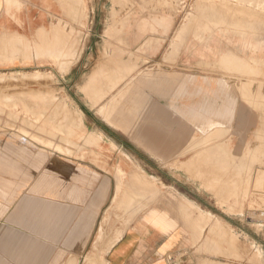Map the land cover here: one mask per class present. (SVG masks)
I'll return each instance as SVG.
<instances>
[{
    "label": "rangeland",
    "instance_id": "374dc122",
    "mask_svg": "<svg viewBox=\"0 0 264 264\" xmlns=\"http://www.w3.org/2000/svg\"><path fill=\"white\" fill-rule=\"evenodd\" d=\"M62 1L61 15L56 17L59 28L36 34V42H25V58L18 63L11 60L8 69L0 72V137L44 149L57 145L58 151L63 152L64 144L83 143L79 132L83 117L74 104H82V93L84 97H91L92 90L81 89V81L87 75L89 80L98 76L95 85L101 91L121 87L122 97L123 88L128 87L126 83L137 71L144 74L152 68L178 72L187 69L185 73L201 70L205 76L211 70L218 84V106L216 111L213 107L209 109L206 97H202L200 129L213 131L194 142L192 150L186 153L184 167L179 170L152 168V171L165 184L175 182L173 177L178 178V172L181 176L184 173V185H167L171 197L184 192L187 199L194 198L200 207L198 264H264V181L261 180L264 156L256 154L254 139L259 127H264V106L262 109L259 104L264 102V0H202L203 3L201 0H69V9ZM65 19L71 24H65ZM136 35L166 39L134 40ZM212 81L209 77L202 79V93L204 86H213ZM221 94L226 96L225 100L221 99L224 104L219 103ZM203 114L215 115V120L205 119ZM250 150L257 155L258 164L251 160L253 163L250 161L251 167L245 168L246 171L242 163L249 159L247 151ZM236 168L239 169L235 171ZM104 254H107L105 250L101 262H105ZM177 254L182 256L184 264L195 262L183 251Z\"/></svg>",
    "mask_w": 264,
    "mask_h": 264
},
{
    "label": "crops",
    "instance_id": "0c3cea01",
    "mask_svg": "<svg viewBox=\"0 0 264 264\" xmlns=\"http://www.w3.org/2000/svg\"><path fill=\"white\" fill-rule=\"evenodd\" d=\"M58 1L0 0V72L25 58V42L57 26ZM185 70L137 71L122 97L121 87L101 91L98 76L87 75L81 89L91 97L74 104L83 143L63 152L0 137V264H169L182 251L198 264L200 207L184 192L171 197L167 185H184V173L165 184L152 171L184 167L194 142L213 131L200 129L201 102L216 111V77ZM206 77L213 86L202 93Z\"/></svg>",
    "mask_w": 264,
    "mask_h": 264
},
{
    "label": "bare ground",
    "instance_id": "6f19581e",
    "mask_svg": "<svg viewBox=\"0 0 264 264\" xmlns=\"http://www.w3.org/2000/svg\"><path fill=\"white\" fill-rule=\"evenodd\" d=\"M68 1H69V0H68ZM72 1H73V0H72ZM72 1H70V2H72ZM201 1H202V0H201ZM249 1H250V0H249ZM64 3H65V2H64ZM66 3H67V2H66ZM202 3H203V1H202ZM226 3H227V2H226ZM226 3H225V5H227ZM228 3H229V2H228ZM143 4H144V3H143ZM72 5H73V4H72ZM206 5H207V4H206ZM218 5H219V4H218ZM228 5H229V4H228ZM69 6H71V5H69ZM196 6H197V5H196ZM216 6H217V5H216ZM67 7H68V6H67ZM198 7H199V6H198ZM200 7H201V6H200ZM219 7H220V6H219ZM224 7H225V6H224ZM234 7H235V6H234ZM234 7H233V8H234ZM240 7H241V6H240ZM253 7H254V6H253ZM72 8H73V7H72ZM72 8H70V9H72ZM202 8H203V7H202ZM216 8H217V7H216ZM222 8H223V7H222ZM225 8H226V7H225ZM236 8H237V7H236ZM242 8H243V7H242ZM68 9H69V7H68ZM199 9H201V8H199ZM205 9H206V8H205ZM229 9H230V8H229ZM230 10H231V9H230ZM232 10H233V9H232ZM243 10H244V9H243ZM247 10H248V8H247ZM252 10L254 11V9H252ZM67 11H69V10H67ZM207 11H208V10H207ZM241 11H242V10H241ZM208 12H209V11H208ZM216 12H217V11H216ZM219 12H220V11H219ZM224 12H225V11H224ZM230 12H231V11H230ZM230 12H229V13H230ZM236 12H237V11H236ZM236 12H235V13H236ZM244 12H245V11H244ZM246 12H247V11H246ZM74 13H75V12H74ZM78 13H79V12H78ZM201 13H203V12L201 11ZM201 13H200V14H201ZM205 13H206V12H205ZM222 13H223V12H222ZM232 13H233V12H232ZM239 13H240V12H239ZM249 13H250V12H249ZM254 13H255V15H256V12H254ZM212 14H213V13H212ZM215 14H216V13H215ZM219 14H220V13H219ZM223 14H224V13H223ZM225 14H226V13H225ZM227 14H228V13H227ZM241 14H242V13H240V15H241ZM250 14H251V13H250ZM250 14H249V15H250ZM65 15H66V14H65ZM67 15L69 16V14H67ZM208 15H209V13H208ZM217 15H218V13H217ZM228 15H229V14H228ZM230 15H231V13H230ZM232 15H234V14H232ZM244 15H245V14H244ZM249 15H248V16H249ZM75 16H76V15H75ZM75 16H74V17H75ZM210 16H211V15H210ZM212 16H214V14H213ZM218 16H219V15H218ZM226 16H227V15H226ZM253 16H254V15H253ZM228 17H229V16H228ZM208 18H209V17H208ZM208 18H207V19H208ZM217 18L219 19V17H217ZM241 18H242V20L244 19L242 16H241ZM250 18H251V16H250ZM250 18H249V19H250ZM258 18H260V17H258ZM72 19H74V18H72ZM213 19H214V18H213ZM252 19H253V18H252ZM191 20H192V19H191ZM231 20H233V18H232ZM253 20H254V19H253ZM256 20H257V19H256ZM73 21H74V20H73ZM76 21H77V20H76ZM194 21H195V20H194ZM258 21H259V20H258ZM261 21H262V20H261ZM263 21H264V20H263ZM263 21H262V22H263ZM215 22H216V21H215ZM219 22H220V21H219ZM226 22H228V21H226ZM244 22H245V21H244ZM251 22H252V21H251ZM256 22H257V21H256ZM58 23H59V22H58ZM200 23H202V22H200ZM220 23H221V22H220ZM247 23H248V22H247ZM254 23H255V22H254ZM259 23H260V22H259ZM195 24H196V23H195ZM222 24H223V23H222ZM260 24H261V23H260ZM229 25H230V24H229ZM254 25H255V24H254ZM197 26H198V25H197ZM197 26H196V27H197ZM249 26H250V24H249ZM249 26H248V27H249ZM251 26H252V25H251ZM255 26H256V25H255ZM55 27H58V28H59V25H58V26L55 25ZM63 27H64V26H63ZM237 27H238V26H237ZM253 27H254V26H253ZM61 28H62V27H61ZM217 28H218V27H217ZM262 28H263V27H262ZM196 29H197V28H196ZM241 29H242V28H241ZM243 29H244V28H243ZM260 29H261V28H260ZM41 30H42V29H41ZM230 30H231V29H230ZM233 30H234V29H233ZM233 30H232V31H233ZM237 30H238V29H237ZM246 30H247V29H246ZM248 30H249V29H248ZM250 30H253V29H250ZM254 30H255V29H254ZM62 31H63V30H62ZM68 31H69V30H68ZM109 31H110V30H109ZM113 31H114V30H113ZM239 31H240V30H239ZM193 32H194V30H193ZM259 32H260V31H259ZM263 32H264V31H263ZM51 33H52V32H51ZM58 33H59V32H58ZM242 33H243V32H242ZM251 33H252V32H251ZM55 34H56V33H55ZM196 34H197V33H196ZM60 35H61V34H60ZM178 35H179V34H178ZM210 35H211V34H210ZM242 35H243V34H242ZM183 36H184V35H183ZM257 36H258V35H257ZM20 37H21V36H20ZM20 37H19V38H20ZM258 37H259V36H258ZM15 38H16V37H15ZM53 38H54V37H53ZM254 38H255V37H254ZM262 38H263V37H262ZM20 39H21V38H20ZM50 39H51V38H50ZM56 39H57V38H56ZM66 39H67V38H66ZM194 39H195V38H194ZM260 39H261V38H260ZM3 40H4V39H3ZM7 40H8V39H7ZM10 40L12 41V38H11ZM48 40H49V39H48ZM67 40H68V39H67ZM22 41H24V40H22ZM51 41H52V40H51ZM202 41H203V40H202ZM7 42H8V41H7ZM7 42H6V43H7ZM67 42H68V41H67ZM0 43H1V42H0ZM4 43H5V42H4ZM19 43H20V42H19ZM61 43H62V42H61ZM9 44H10V41H9ZM9 44H8V45H9ZM11 44H12V43H11ZM13 44H14V43H13ZM26 44H27V43H26ZM28 44H29V43H28ZM58 44H59V43H58ZM2 45H3V44H2ZM62 45H63V44H62ZM4 46H5V45H4ZM11 46H12V45H11ZM49 46H50V45H49ZM49 46H47V47H49ZM15 47H16V45H15ZM45 47H46V46H45ZM60 47H61V46H60ZM62 47H63V46H62ZM1 48H3V47H1ZM5 48H6V46H5ZM16 48H17V47H16ZM69 48H70V47H69ZM177 48H178V47H177ZM51 49H52V48H51ZM51 49H50V50H51ZM4 50H5V49H4ZM9 50H10V48H9ZM63 50H64V49H63ZM22 51H23V50H22ZM17 52H18V51H17ZM20 52H21V51H20ZM48 52H49V51H48ZM51 52H52V51H51ZM61 52H62V51H61ZM67 52H68V49H67ZM12 53H13V51H12ZM52 53H54V52H52ZM56 53H57V52H56ZM229 53H230V52H229ZM229 53H227V54H229ZM16 54H17V53H16ZM40 55H41V54H40ZM224 55H225V54H223V56H224ZM229 56H230V55H229ZM235 57H236V56H235ZM1 58H2V57H1ZM231 58H232V56H231ZM4 59H5V58H4ZM4 59H3V60H4ZM0 60H1V59H0ZM199 61H200V60H199ZM219 61H220V60H219ZM238 61H239V60H238ZM228 62H229V61H228ZM199 63H200V62H199ZM204 63H206V62H204ZM209 63H210V62H209ZM211 63H212V62H211ZM219 63H220V62H219ZM235 63H236V62H235ZM235 63H234V64H235ZM215 64H216V63H215ZM228 64H229V63H228ZM256 64H257V62H256ZM199 65H200V64H199ZM216 65H217V64H216ZM219 65H220V64H219ZM222 66H223V65H222ZM231 66H232V64H231ZM239 66H240V65H239ZM207 67H208V66H207ZM212 67H213V66H212ZM227 67H229V66H227ZM233 67H234V66H233ZM235 67H236V66H235ZM240 68H242V67H240ZM248 68H249V67H248ZM250 68H251V67H250ZM254 68H255V67H254ZM219 69H220V68H219ZM221 69H222V68H221ZM237 69H238V68H237ZM243 69H244V68H243ZM252 69H253V66H252ZM259 69H260V68H259ZM231 70H232V69H231ZM231 70H230V71H231ZM248 70H249V69H248ZM254 70H255V69H254ZM254 70H253V71H254ZM245 71H246V70H245ZM250 71H251V70H250ZM228 72H229V71H228ZM232 72H233V70H232ZM251 72H252V71H251ZM258 72H259V71H258ZM243 73H244V72H243ZM245 73H246V72H245ZM247 73H248V71H247ZM251 74H252V73H251ZM253 74H254V73H253ZM259 74H260V73H259ZM223 75H224V74H223ZM255 75H256V74H255ZM225 76H227V75H225ZM262 76H263V73H262ZM3 78H4V77H3ZM244 79H245V78H244ZM251 80H252V79H251ZM227 81H228V80H227ZM254 81H255V80H254ZM254 81H252V82H254ZM259 82H260V81H259ZM260 83H261V82H260ZM244 84H245V83H243V85H244ZM245 85H246V84H245ZM249 85H250V84H249ZM249 85H248V86H249ZM257 85H258V84H257ZM259 85H260V84H259ZM251 86H252V85H251ZM241 88L243 89V87H241ZM256 88H257V87H256ZM245 89H246V88H245ZM243 90H244V89H243ZM247 90H248V92L250 91L248 88H247ZM256 91H257V90H256ZM242 92H245V90L242 91ZM248 92H246V93H248ZM258 92H259V91H258ZM258 92H256V94H257ZM232 93H233V91H232ZM234 93H235V92H234ZM239 93H241V92H239ZM39 94H40V93H39ZM250 94H251V93H249V97H250ZM259 94H260V93H259ZM40 95H42V94H40ZM40 95L37 96V97L41 98ZM3 96H4V95H3ZM236 96H237V95H236ZM244 96H245V95H244ZM257 96H258V95H257ZM35 97H36V96H35ZM249 97H248V98H249ZM253 97H254V96H253ZM259 97H260V96H259ZM262 97H264V96L262 95ZM33 98H34V97H33ZM33 98H32V100H33ZM43 98H44V97H43ZM43 98H42V99H43ZM28 99H29V98H28ZM30 99H31V98H30ZM241 99H242V98H241ZM26 100H27V99H26ZM34 100H35V99H34ZM36 100H37V99H36ZM44 100H45V99H44ZM261 100H262V98H261ZM261 100H260V101H261ZM1 101H2V100H1ZM37 101H38V100H37ZM250 101H251V100H250ZM263 101H264V100H263ZM25 102H26V101H25ZM43 102H44V101H43ZM248 102H249V101H248ZM255 103H256V102H255ZM258 103H259V101H258ZM263 103H264V102H262V103L260 102V103H259L260 105L262 104V106H261L262 109H263V106H264ZM0 104H1V103H0ZM24 104H26V103H24ZM31 104H32V102H31ZM228 104L230 105V103H228ZM250 104H251V103H250ZM252 104H254V103H252ZM259 104H258V108H259V106H260ZM4 105H5V104H4ZM37 105H38V104H37ZM2 106H3V105H2ZM27 106H28V105H27ZM54 106H55V105H54ZM5 107H6V106H5ZM18 107H19V106H18ZM24 107H25V106H24ZM55 107H56V106H55ZM57 107H58V106H57ZM253 107L256 109L257 106H256V107L253 106ZM52 108H53V107H52ZM5 109H6V108H5ZM8 109H9V108H8ZM20 109H21V107H20ZM255 109H254V110H255ZM21 110H22V109H21ZM21 110H20V111H21ZM23 110H24V109H23ZM29 110H30V109H29ZM37 110H38V108H37ZM43 110H44V109H43ZM46 110H47V109H46ZM9 111H10V110H9ZM30 111H31V110H30ZM32 111H34V109H33ZM255 111H256V110H255ZM263 111H264V109H263ZM11 112H12V111H11ZM18 112H19V111H18ZM21 112H22V111H21ZM38 112H39V111H38ZM259 112H260V110H259ZM259 112H258V113H259ZM80 113H81V112H80ZM12 114H13V112H12ZM82 114H83V113H82ZM82 114H81V116H82ZM256 114H257V113H256ZM262 114H263V116H264V112H263ZM5 115H6V114H5ZM13 115H14V114H13ZM37 115H38V114H36V117H38ZM40 115H41V114H40ZM257 116H258V115H257ZM46 117H47V116H46ZM259 117H261V116H259ZM262 118H263V117H262ZM36 119H37V118H36ZM51 119H52V118H51ZM37 120H38V119H37ZM40 120H41V118H40ZM42 121H43V120H42ZM263 121H264V119H263ZM37 122H38V121H37ZM218 123H219V122H218ZM263 123H264V122H263ZM40 124H42V123H40ZM1 125H2V124H1ZM42 126H43V125H42ZM42 126H41V127H42ZM213 126H214V125H213ZM37 127H38V126H37ZM216 127H217V126H216ZM223 127H224V126H223ZM42 128H43V127H42ZM36 129H37V128H36ZM38 129H39V127H38ZM218 129H220V128L218 127ZM215 130H216V129H215ZM222 130H223V129H222ZM47 131H48V130H47ZM43 132H44V131H43ZM48 132H49V131H48ZM218 132H219V130H218ZM220 132H221V131H220ZM223 132H224V131H223ZM223 132H222L221 134H223ZM225 133H226V132H225ZM42 134H43V133H42ZM219 135H220V134H219ZM45 136H46V135H45ZM213 136H214V135H213ZM215 136H216V135H215ZM221 136H222V135H221ZM61 137H63V136H61ZM219 137H220V136H219ZM41 138H42V137H41ZM46 139H48V138L46 137ZM46 139H45V140H46ZM217 139H218V137H217ZM254 139H255V141H256V143H257V147H256L257 149H256V151H255L256 154H260V156H261V154H262V155L264 156V149H263L264 146L262 147V144H264V127H263V125H262L261 127H259V129L255 132ZM97 141H99V140H97ZM66 142H67V141H66ZM223 142H224V141H223ZM223 142H222V143H223ZM226 143H227V142H226ZM245 143H246V142H245ZM249 143H250V142H249ZM71 144H72V143H71ZM219 144H220V143H219ZM223 144H224V143H223ZM224 145H225V144H224ZM246 145H248V144H246ZM65 146H66V145H65ZM65 146H63V147H65ZM214 146H215V145H214ZM63 147H62V148H63ZM215 148H217V147H215ZM224 150H225V149H223L222 151H224ZM227 150H228V149H227ZM186 151H187V150H186ZM232 151H233V150H232ZM236 151H237V150H236ZM66 152H67V149H66ZM218 152H219V151H218ZM247 152H248L249 159L247 158L248 160H247V161H244V162L242 163V168H243V164H245V165H244V169H245V168L247 169V167H248V168L251 167V166H249L251 160H253L254 163L257 162V161L255 162V159H256L255 157H256L257 155L255 154V156H254V155H253V152H252L251 150H250V151H247ZM67 153H69V152H67ZM224 153H225V152H224ZM232 154H233V153H232ZM234 154H235V153H234ZM234 154H233V155H234ZM243 154H244V153H243ZM197 155H198V154H197ZM227 155H228V154H227ZM227 155H226V156H227ZM230 155H231V154H230ZM230 155H229V156H230ZM221 156H222V155H221ZM224 156H225V155H224ZM241 156H242V155H241ZM238 157H240V156H238ZM243 157H244V156H243ZM243 157H242V158H243ZM258 157H259V156H258ZM216 158H217V157H216ZM218 158H219V157H218ZM220 158H221V157H220ZM225 158H227V157H225ZM229 158H230V157H229ZM240 159H241V158H240ZM263 159H264V158H263ZM196 160H197V159H196ZM221 160H222V159H221ZM238 160H239V159H238ZM244 160H245V159H244ZM257 160H258V162H260V161H259L260 159H257ZM224 161H225V160H224ZM227 161H229V160H227ZM231 161H232V160H231ZM233 161H235V159H233ZM235 162H236V161H235ZM251 162H252V161H251ZM252 163H253V162H252ZM261 163H262V162H261ZM238 164H239V166H240V163H238ZM256 164H258V163H256ZM137 165H138V164H137ZM186 165H188V164H186ZM224 165H225V163H224ZM253 165H254V164H253ZM230 166H231V165H230ZM260 166H261V164H260ZM236 167H238V166H236ZM219 168H220V167H219ZM222 168H223V167H222ZM234 168H235V167H234ZM234 168H233V169H234ZM216 169H217V168H216ZM238 169H239V168H238ZM238 169L236 168L235 171H237ZM246 169H245V170H246ZM253 169H254V168H253ZM214 170H215V169H214ZM241 170H242V169H241ZM141 171H142V170H141ZM229 171H230V170H229ZM232 171H233V170H232ZM239 171H240V170H239ZM246 171H247V170H246ZM250 171H251V169H250ZM216 172H217V171H216ZM220 172H221V171H220ZM248 172H249V171H248ZM262 172H263V171H262ZM217 173H218V172H217ZM233 173H234V172H233ZM233 173H232V174H233ZM246 173H247V172H245V174H246ZM140 174H141V173H140ZM143 174H144V172H143ZM143 174H142V175H143ZM222 174H223V172H222ZM227 174H228V173H227ZM216 175H218V174H216ZM223 175H224V174H223ZM223 175H222V176H223ZM241 175H243V174H241ZM241 175H240V176H241ZM249 175H250V174H249ZM259 175H260V174H259ZM238 176H239V175H238ZM247 176H248V175H247ZM260 176H261V175H260ZM218 177H219V176H218ZM218 177H217V178H218ZM232 177H233V175H232ZM236 177H237V176H236ZM256 177H257V176H256ZM245 178H246V177H245ZM247 178H248V177H247ZM247 178H246V179H247ZM249 178H251V177L249 176ZM132 179H134V178H132ZM140 179H141V178H140ZM140 179H138V180H140ZM231 179H233V178H231ZM226 180H227V178H226ZM242 180H243V179H242ZM261 180L264 181V174H263V177H261ZM130 181H131V180H130ZM133 181H134V180H133ZM227 181H229V179H228ZM235 181H236V180H235ZM238 181H239V180H238ZM249 181H250V179H249ZM249 181H248V182H249ZM222 182H223V180H222ZM224 182H225V181H224ZM133 183H134V182H133ZM214 183H215V182H214ZM226 183H227V182H226ZM243 183H244V182H243ZM255 183H256V182H255ZM261 183L263 184V182H261ZM261 183H260V185H261ZM130 184H131V183H130ZM219 184H220V183H219ZM246 184H248V183H246ZM246 184H244V185H246ZM128 185H129V184H128ZM134 185H136V184H134ZM235 185H236V184H235ZM253 185H254V184H253ZM255 185H256V184H255ZM125 186H126V185H125ZM217 186H218V185H216V187H217ZM247 186H248V185H247ZM127 187H128V186H127ZM133 187H134V186H133ZM214 187H215V186H214ZM255 187H256V186H255ZM219 188H220V187H219ZM247 188H249V187H247ZM247 188H246V189H247ZM263 188H264V186H263ZM135 189H136V187H135ZM222 189H223V188H221V190H222ZM231 189H232V188H231ZM238 189H239V188H238ZM255 189H256V188H255ZM255 189H254V190H255ZM260 190H261V189H260ZM129 191H130V190H129ZM225 191H226V190H225ZM243 191H244V190H243ZM123 192H124V191H123ZM213 193H214V192H213ZM216 193H217V192H216ZM228 193H229V191H228ZM214 194H215V193H214ZM218 194H219V193H218ZM244 194H245V193H244ZM253 194H254V193H253ZM257 194H258V193H257ZM224 195H225V194H224ZM224 195H223V196H224ZM245 195H246V194H245ZM226 196H228V195H226ZM149 197H150V196H149ZM216 197H217V196H216ZM228 197H229V196H228ZM241 197H242V196H241ZM229 198H230V197H229ZM217 199H218V198H217ZM219 199H220V198H219ZM236 199H237V198H236ZM246 199H247V198H246ZM261 199H262V198H261ZM261 199H260V200H261ZM223 202H224V201H223ZM223 202H222V203H223ZM225 202H226V201H225ZM240 203H242V202H240ZM253 204H254V203H253ZM117 205H118V204H117ZM222 205H223V204H222ZM228 205H229V204H228ZM236 205H237V204H236ZM238 205H239V204H238ZM240 205H241V204H240ZM240 205H239V206H240ZM124 206H125V205H124ZM250 206H251V205H250ZM115 207H116V206H115ZM240 207H241V206H240ZM247 207H248V206H247ZM117 208H118V207H117ZM233 208H234V207H233ZM249 208H250V207H249ZM260 208H261V207H260ZM138 209H139V208H138ZM228 209H229V208H228ZM228 209H227V210H228ZM241 209H242V208H241ZM241 209H240V210H241ZM252 209H253V208H252ZM120 210H122V209H120ZM127 211H128V210H127ZM136 211H137V210H136ZM226 212H227V211H226ZM232 212H233V211H232ZM253 213H254V212H253ZM253 213H252V214H253ZM258 213H259V212H258ZM262 213H263V212H262ZM259 214H260V213H259ZM254 215H256V213H255ZM254 215H253V216H254ZM259 216H261V215H259ZM108 217H109V216H108ZM125 221H126V220H125ZM219 229H220V228H219ZM217 230H218V229H217ZM233 230H234V229H233ZM115 231H116V230H115ZM219 231H220V230H219ZM231 231H232V230H231ZM219 233H220V232H219ZM117 234H118V233H117ZM215 234H216V233H215ZM115 235H116V233H115ZM220 236H221V235H220ZM103 237H105V236H103ZM116 237H117V236H116ZM217 237H218V236H217ZM115 241H116V240H115ZM113 243H114V242H113ZM108 249H109V248H106L105 251L108 252V251H109ZM100 260H101V259H100ZM101 261H102V260H101ZM73 264H75V263H73Z\"/></svg>",
    "mask_w": 264,
    "mask_h": 264
},
{
    "label": "built area",
    "instance_id": "2783aa9c",
    "mask_svg": "<svg viewBox=\"0 0 264 264\" xmlns=\"http://www.w3.org/2000/svg\"><path fill=\"white\" fill-rule=\"evenodd\" d=\"M181 259L182 256H178V254L171 255L168 257L169 264H184Z\"/></svg>",
    "mask_w": 264,
    "mask_h": 264
}]
</instances>
